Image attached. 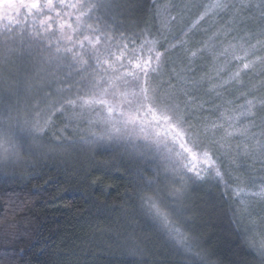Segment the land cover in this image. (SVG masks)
Masks as SVG:
<instances>
[{
    "label": "trees",
    "instance_id": "1",
    "mask_svg": "<svg viewBox=\"0 0 264 264\" xmlns=\"http://www.w3.org/2000/svg\"><path fill=\"white\" fill-rule=\"evenodd\" d=\"M92 2L100 6L89 23L118 40L131 43L145 29L158 30L156 0ZM27 3L0 0V116L23 125L2 128L0 264L264 261L247 241L236 198L212 175L185 183L181 192L169 188L167 174L148 152L101 134L100 120L90 121L92 110L73 103L88 81L47 62L30 35L43 16ZM160 78L154 87L165 93L167 76ZM184 119L199 132L190 114ZM168 193L188 216L185 228L166 215L174 199ZM175 228L190 234L194 251L171 236Z\"/></svg>",
    "mask_w": 264,
    "mask_h": 264
},
{
    "label": "snow or ice",
    "instance_id": "2",
    "mask_svg": "<svg viewBox=\"0 0 264 264\" xmlns=\"http://www.w3.org/2000/svg\"><path fill=\"white\" fill-rule=\"evenodd\" d=\"M99 6L92 0L27 3L43 16L30 35L47 62L88 81V90L73 103L99 108L97 118L113 132L120 131L118 125H132L178 168L199 178L212 175L244 211L253 200L264 202V31L233 36V28L220 22L230 8L228 0H156L158 30L145 29L129 43L89 23ZM259 7L264 14V0ZM165 76V95L174 103L149 102L142 116L120 111L117 117L115 97L127 96L120 90L124 84L134 85L150 100L156 78ZM181 105L196 120L203 139H190L174 119ZM248 160L249 172L241 173V161ZM152 207L164 215L158 205Z\"/></svg>",
    "mask_w": 264,
    "mask_h": 264
},
{
    "label": "rangeland",
    "instance_id": "3",
    "mask_svg": "<svg viewBox=\"0 0 264 264\" xmlns=\"http://www.w3.org/2000/svg\"><path fill=\"white\" fill-rule=\"evenodd\" d=\"M228 3L230 5V8L227 13L223 14L220 17L221 23H227L230 27L233 28L232 35L233 36H247V34L251 33L254 36L264 31V14H262V10L259 7L260 0H228ZM247 5L246 7L244 5ZM233 13H235V19L233 20ZM254 42V41H253ZM165 79V77H163ZM158 79V78H156ZM161 79V78H160ZM159 79V80H160ZM254 79H259V76H255ZM161 81V80H160ZM121 91H125L127 93L126 97H121L117 95L115 97V101L119 104V109L117 111V117H119L120 111L128 112L132 114H139L144 115L147 104L151 102L154 105L158 106H165V105H171L174 103L172 100H167L166 95L163 91H161L159 88L157 89L154 87V91L150 97V100H145L144 96L139 93V89L135 87L134 85L130 84H124L121 89ZM157 96H161L165 99L166 103L161 104L157 102ZM123 101L120 103V101ZM78 103V102H77ZM88 110H92V115L90 121L92 122L93 119L97 118V112L100 111L99 108H90ZM10 114V113H9ZM7 113V117L9 116ZM171 114V113H170ZM177 115V122H183L188 126V132L190 133L189 138H198L203 139L202 136L198 135V130L194 131L192 129L193 124L186 123L184 118H187L189 115L185 111H183V107L181 105V111L176 114ZM101 122L100 130H102L101 134L110 133L109 135L113 139H120L128 142V144L135 145L140 147L142 150L148 152V154L153 158L155 161L158 162L160 167L164 170V172L167 174L166 182L169 184V188L173 187L181 192L182 187L187 182H193L198 179H200L198 176L194 175L193 173L178 168L177 164L174 162H170L166 156L164 155L162 150H157V148L146 142L143 138L139 137L137 135L136 129L132 125H128L125 127L124 125H118L120 127L119 132H113L111 131V125L106 123L105 121L99 119ZM195 124V123H194ZM8 127H16L19 130H23V125L19 124L17 122L9 123L8 119H6V116H0V156H3L2 154V146L4 144V137L6 136L4 132L2 131V128L5 130L6 126ZM120 135V136H118ZM108 140V138H105ZM118 139V140H119ZM1 161V160H0ZM226 167L228 166V162L224 161ZM248 161H241V167L239 171L241 173L247 174L249 172L250 166L247 165ZM203 174V173H202ZM171 177H170V176ZM256 176H259L260 173H255ZM173 178V179H172ZM229 182L231 180L229 179ZM195 187H198L197 184L194 185ZM210 185L204 186L208 187ZM167 189V188H166ZM168 190V189H167ZM183 192H185L183 190ZM170 198H174L173 200H170V204L168 207L170 210L166 211V215L169 216L172 221H174L175 225L179 227H186L188 225V216L186 214H183L181 206L177 203L178 199H175L174 194L168 193ZM182 195V194H181ZM183 197V196H182ZM185 197V196H184ZM183 197V198H184ZM181 198V197H180ZM235 202H237L238 207L236 208V212L240 216V219L243 220V217L246 213V211L243 210L242 206L240 205L239 201L235 199ZM165 203V202H164ZM176 203L178 205H176ZM170 221V220H169ZM171 221V223H172ZM168 224V223H167ZM176 229V228H175ZM171 236H176L177 239L180 240L181 246L184 247L187 251H194L195 244L192 241V238L189 235L180 234L178 232V229L171 230ZM256 250L264 257V249H260L256 247Z\"/></svg>",
    "mask_w": 264,
    "mask_h": 264
},
{
    "label": "clouds",
    "instance_id": "4",
    "mask_svg": "<svg viewBox=\"0 0 264 264\" xmlns=\"http://www.w3.org/2000/svg\"><path fill=\"white\" fill-rule=\"evenodd\" d=\"M157 102L164 104L165 99L161 96H157ZM174 119H177L174 117ZM180 126L188 132V126L183 122H178ZM207 144L208 141H205ZM245 176H241L244 179ZM242 225L247 233V241L250 245L264 249V202L253 200L250 202L249 209L246 211ZM259 264H264V261H260Z\"/></svg>",
    "mask_w": 264,
    "mask_h": 264
}]
</instances>
